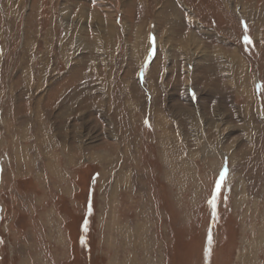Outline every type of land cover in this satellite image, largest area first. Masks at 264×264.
Segmentation results:
<instances>
[{
    "label": "rangeland",
    "instance_id": "rangeland-1",
    "mask_svg": "<svg viewBox=\"0 0 264 264\" xmlns=\"http://www.w3.org/2000/svg\"><path fill=\"white\" fill-rule=\"evenodd\" d=\"M0 264H264V0H0Z\"/></svg>",
    "mask_w": 264,
    "mask_h": 264
},
{
    "label": "snow or ice",
    "instance_id": "snow-or-ice-1",
    "mask_svg": "<svg viewBox=\"0 0 264 264\" xmlns=\"http://www.w3.org/2000/svg\"><path fill=\"white\" fill-rule=\"evenodd\" d=\"M149 41H150V43H154V38L153 37H149ZM245 41L246 42H250V41H248L247 37H245ZM150 55H151V51H150ZM223 179H224V173H221V180H223ZM218 188H219V185H217V189ZM209 203L212 204L213 208L215 207V196H213V199L211 201H209Z\"/></svg>",
    "mask_w": 264,
    "mask_h": 264
},
{
    "label": "bare ground",
    "instance_id": "bare-ground-1",
    "mask_svg": "<svg viewBox=\"0 0 264 264\" xmlns=\"http://www.w3.org/2000/svg\"><path fill=\"white\" fill-rule=\"evenodd\" d=\"M64 11V14L66 13L65 11H66V9L65 10H63ZM81 11V10H80ZM80 13V12H79ZM82 14H83V12H82ZM148 35V34H147Z\"/></svg>",
    "mask_w": 264,
    "mask_h": 264
}]
</instances>
